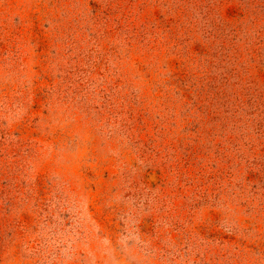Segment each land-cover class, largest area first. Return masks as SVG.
I'll return each instance as SVG.
<instances>
[{"label":"rangeland","instance_id":"rangeland-1","mask_svg":"<svg viewBox=\"0 0 264 264\" xmlns=\"http://www.w3.org/2000/svg\"><path fill=\"white\" fill-rule=\"evenodd\" d=\"M0 264H264V0H0Z\"/></svg>","mask_w":264,"mask_h":264}]
</instances>
